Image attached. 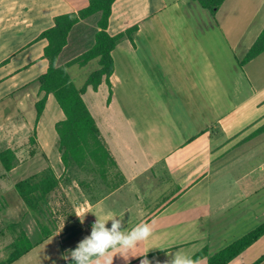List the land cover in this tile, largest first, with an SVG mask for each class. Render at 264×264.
<instances>
[{"label": "crops", "instance_id": "crops-1", "mask_svg": "<svg viewBox=\"0 0 264 264\" xmlns=\"http://www.w3.org/2000/svg\"><path fill=\"white\" fill-rule=\"evenodd\" d=\"M88 2L0 0V125L10 123L15 140L30 132L35 153L27 167L17 162L8 172L2 168L0 176V198L5 201L1 218L20 224L24 232L33 225L25 234L29 240L37 236L32 249L11 264L23 258L31 262L40 254L48 264H67L62 256L90 235L96 216L122 218L126 229L155 221L154 235L133 251H148L152 264H164L178 251L193 256L205 249L210 256L263 223L264 187H225L217 177L264 153V132L251 136L264 124V71L257 65L264 52L239 66L264 27V14L255 25L258 8L251 15L255 20L245 25L240 0H224L214 14L204 13L193 0H115L107 34L136 28L110 52L108 84L103 77L96 90L86 88L82 100L123 183L76 187L79 197L69 210L73 217L41 240L14 189L16 182L48 166L57 178L64 173L55 124L65 117L52 94L36 120L35 103L43 97L36 79L48 66L43 58L47 42L39 36L54 25V17L75 13ZM86 26L89 20L74 27L59 64L82 53ZM208 31L214 34L211 39L203 35ZM245 31H251L246 43ZM239 47L241 56L233 52ZM94 61L98 68L97 58L72 67L81 69ZM8 182L11 187L5 186ZM263 240L228 264H264V259L256 263L264 254ZM142 258L127 264H140ZM199 261L207 264L206 258ZM113 264L126 262L116 255Z\"/></svg>", "mask_w": 264, "mask_h": 264}, {"label": "trees", "instance_id": "trees-1", "mask_svg": "<svg viewBox=\"0 0 264 264\" xmlns=\"http://www.w3.org/2000/svg\"><path fill=\"white\" fill-rule=\"evenodd\" d=\"M114 1L89 0L85 8L75 13H66L54 17V25L40 34L39 38L47 42L43 48V58L47 60L48 66L46 72L36 79L43 97L35 103V111L36 120H38L46 96L52 94L64 114V120L55 124V131L58 136V152L64 166V173L69 171L70 168L76 167L88 173H98L102 179H105L107 172L112 169L115 171L117 178V182L113 187H117L123 183V177L106 149L94 120L82 100V94L86 88L90 86L93 90H96L103 77L108 84V78L113 70L110 52L120 40L129 37L130 33L136 28L132 27L115 36L107 34V21ZM193 1L214 14L224 0ZM86 20H89L90 26L84 28V38L82 40L84 50L70 61L59 64V56L68 44V39L74 27L80 24L81 21ZM263 52L264 27L240 61L239 66L246 64ZM95 58L98 59V68L90 73L79 88L76 87L68 69L74 65L82 67ZM262 132H264V124L251 136ZM29 141L30 144L34 145V137L31 136ZM14 162L15 155L11 149L7 148L0 151V165L4 171H10L14 166ZM60 183L61 178H57L52 168L48 166L44 170L14 184L17 195L25 204L28 213L38 227L41 240L48 238L59 226L58 220L53 219L50 196L59 188ZM62 214L64 217L63 222H67L73 217L71 212L66 211L64 208ZM19 226L18 223H9L6 227L14 233L15 228ZM263 236L264 222L210 256H207L206 250L203 249L192 257L198 260L206 258L207 264H228ZM32 247L33 244L19 227L13 240L8 245L9 253L7 257L1 260L0 264L15 262ZM262 259H264V254L256 263ZM67 264H74V262L68 259Z\"/></svg>", "mask_w": 264, "mask_h": 264}, {"label": "rangeland", "instance_id": "rangeland-1", "mask_svg": "<svg viewBox=\"0 0 264 264\" xmlns=\"http://www.w3.org/2000/svg\"><path fill=\"white\" fill-rule=\"evenodd\" d=\"M240 3L243 5L245 12L244 15V24L246 25L249 20L254 19L255 17L251 16L255 10L259 8L260 13L258 12V16L255 20V25L260 22L261 16L264 14V0H240ZM198 9L199 6L196 3H193ZM204 13H207V10H203ZM207 11V12H206ZM254 25V26H255ZM251 27L250 30H254L255 27ZM210 30V29H209ZM251 31H245V43L248 38V34ZM203 35H206L208 39H211L214 34L212 31H208L206 33H203ZM232 36V35H231ZM231 48L226 49V54L229 58V61L232 60L233 55L231 54ZM235 55L241 56L242 55V49L235 48ZM95 61L90 62L87 64L84 68L78 69L70 67L68 69L69 74L72 78V81L76 87H80L86 77L90 75V73L94 70H96L97 67H95ZM257 65L259 68H261L262 71H264V55L257 61ZM253 66H249L247 71L250 72V68ZM10 116L12 113H7ZM7 123V122H6ZM17 135L15 132V129H13L10 126V123L0 125V151L3 149H11L14 152H18V156H15V162L14 166L17 162H20V164L25 165L26 167L33 163L29 162V158L32 157L34 154V148L33 144H30V132H26L25 134H21V137L19 140H15L13 137ZM32 150V151H31ZM29 151V152H28ZM263 162V163H262ZM240 174H246L244 175V180L241 182H236L237 177L240 176ZM2 175V167L0 165V176ZM61 183L59 187H63V192L57 193L56 191L51 193L50 199L51 203L50 206L52 208V215L53 219H57L59 225L62 224L64 217L61 214L62 209H66V211L73 208L75 205V202L78 200L79 197L76 187H113V185L117 182V178L115 175V171L110 169L107 174L106 178L102 179L98 173H88L83 170H79L76 167L70 168L69 171L66 173H63L61 175ZM217 178H221L220 180L225 183V187H264V153L255 155L251 160L244 161L243 166L241 168H232L229 167L226 171L221 173V175ZM7 180L5 181V183ZM6 187H11V183L5 185ZM66 187H72L74 191ZM59 189V188H58ZM62 193V194H61ZM102 192H96L95 195H99ZM91 194V193H90ZM89 195V194H88ZM94 195V196H95ZM87 196V195H86ZM91 198H94L91 196ZM5 201L0 198V211L2 209H5L3 206ZM4 207V208H3ZM264 208V207H263ZM57 217V218H56ZM5 221V222H4ZM10 221L8 217L1 218L0 213V261L5 259L9 253L8 245L13 240L14 236L16 235L19 227L22 229L21 226L15 228V232H11L9 229H7V225ZM20 225V224H19ZM23 230V229H22ZM33 230V225L25 226V232H31ZM37 240V236H32L31 242H35ZM263 244H261L264 247V240L262 241ZM16 264H48V259L40 254L37 259L32 260L31 262L24 260H19ZM55 264V263H54Z\"/></svg>", "mask_w": 264, "mask_h": 264}, {"label": "clouds", "instance_id": "clouds-1", "mask_svg": "<svg viewBox=\"0 0 264 264\" xmlns=\"http://www.w3.org/2000/svg\"><path fill=\"white\" fill-rule=\"evenodd\" d=\"M80 221L83 223L84 218ZM109 221L111 226L107 227ZM154 224L155 221H144L126 229L122 218L112 216L110 219H101L96 216L90 235L79 241L74 249L68 250L62 259H71L74 264H100L101 260H104V264H113L114 256L119 255L126 264L136 257H143L140 264H152L147 259L148 251L142 255H134L133 251L154 235ZM169 257L164 264H200L198 259L184 252L178 251Z\"/></svg>", "mask_w": 264, "mask_h": 264}]
</instances>
